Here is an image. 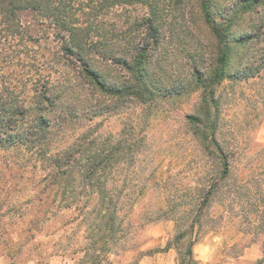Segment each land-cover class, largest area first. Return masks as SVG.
<instances>
[{
	"label": "rangeland",
	"instance_id": "1",
	"mask_svg": "<svg viewBox=\"0 0 264 264\" xmlns=\"http://www.w3.org/2000/svg\"><path fill=\"white\" fill-rule=\"evenodd\" d=\"M213 1V8L233 5L231 0ZM198 2L157 0L161 20L156 41L138 34H124L116 41L130 46L144 38L149 43L146 80L154 93L146 102L110 95L86 79L51 30L30 13L21 16L26 37L8 39L0 50V105L10 102L13 108L22 107L30 120L39 116L59 119L52 152L88 127L92 135L135 143L132 158L115 176L131 231L109 254L113 264H178L177 252L191 236L185 235L178 243L174 238L189 229L197 208L194 201L204 196L205 184L220 176L217 160L196 135L195 117L203 121L216 117V140L231 160L226 186L214 195L196 225L201 230L193 246L196 264H264V238L255 230L258 221L253 215L246 218L242 207L248 201L251 210L252 203L264 200V68L249 70L264 50V37L246 45L229 44L226 74L246 70L247 76L221 79L213 86L215 100L210 102L205 88L209 83H198L196 78L212 76L223 42L203 23ZM256 7L241 9L232 38L254 32L256 22H248L255 17ZM145 11L146 7L136 5L131 14ZM90 64L107 84L120 86L131 79L124 68L99 55H93ZM70 109L78 117L64 124ZM214 149L209 145V150ZM15 183L14 172L0 151V214L12 211ZM11 230L10 225L3 226L9 232L3 236L0 229V244L15 240ZM1 250L0 264H10ZM50 263L61 264L57 257Z\"/></svg>",
	"mask_w": 264,
	"mask_h": 264
},
{
	"label": "trees",
	"instance_id": "2",
	"mask_svg": "<svg viewBox=\"0 0 264 264\" xmlns=\"http://www.w3.org/2000/svg\"><path fill=\"white\" fill-rule=\"evenodd\" d=\"M231 1L233 5L225 9L221 6L213 8V0L198 2L203 23L224 45L219 47L212 76L196 78L198 83H209L205 88L210 102L215 100L213 86L221 79L247 76L246 70L226 74L229 44L246 45L264 37V0ZM156 3L157 0H0V50L8 39L26 37L27 29L22 25L21 16L30 13L38 24L51 30L63 53L76 61L79 72L86 79L110 95H128L146 102L154 93L146 80L149 43L144 38H138L130 46L116 41L124 34L144 35L156 41L157 24L161 20ZM136 5L146 7L147 11L132 16ZM254 7L255 17L248 22H256L254 32L232 38L231 31L238 25L241 9ZM93 55L117 63L131 79L120 86L103 82L100 73L90 64ZM256 63L249 70L264 68V50L260 51ZM206 106L209 110L210 104L206 103ZM77 117L78 112L70 109L63 122ZM195 120L196 135H200L204 150L217 160L220 176L205 184L204 196L194 201L197 208L189 229L178 232L174 238L178 243L185 235L191 236L185 248L177 252L178 264H196L193 246L201 231L196 230V225L200 223L203 210L208 208L223 185L226 186L231 174L229 153L215 137L216 117L210 121L197 117ZM59 121L44 116L30 120L24 108H13L10 102L0 105V151L6 155L17 186L12 211L0 214L1 235L8 236L9 232H4L3 226L10 225L16 237L13 241H2L1 253L10 264H51L54 257L59 258L61 264H113L109 254L131 231L130 222L122 213L115 176L127 164L128 158H132L136 145L121 138L113 141L107 135H92V129L88 127L63 148L52 152L50 146L57 135ZM209 145H214L215 149L209 150ZM259 202L258 205L252 203L251 210L247 207L248 201L242 202V207L246 218L253 215L257 219L256 233L264 238V200L259 199Z\"/></svg>",
	"mask_w": 264,
	"mask_h": 264
}]
</instances>
